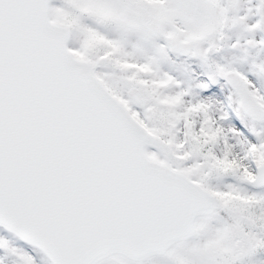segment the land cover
Segmentation results:
<instances>
[{
  "label": "snow or ice",
  "instance_id": "1",
  "mask_svg": "<svg viewBox=\"0 0 264 264\" xmlns=\"http://www.w3.org/2000/svg\"><path fill=\"white\" fill-rule=\"evenodd\" d=\"M0 264H264V0H0Z\"/></svg>",
  "mask_w": 264,
  "mask_h": 264
}]
</instances>
